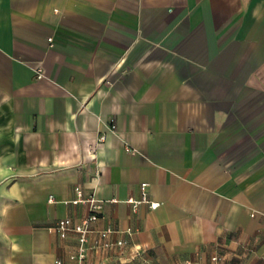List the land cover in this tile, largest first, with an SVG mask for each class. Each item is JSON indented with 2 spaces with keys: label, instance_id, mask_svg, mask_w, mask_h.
I'll return each mask as SVG.
<instances>
[{
  "label": "crops",
  "instance_id": "0c3cea01",
  "mask_svg": "<svg viewBox=\"0 0 264 264\" xmlns=\"http://www.w3.org/2000/svg\"><path fill=\"white\" fill-rule=\"evenodd\" d=\"M75 187L97 264H264V0H0V264L73 263Z\"/></svg>",
  "mask_w": 264,
  "mask_h": 264
},
{
  "label": "built area",
  "instance_id": "2783aa9c",
  "mask_svg": "<svg viewBox=\"0 0 264 264\" xmlns=\"http://www.w3.org/2000/svg\"><path fill=\"white\" fill-rule=\"evenodd\" d=\"M42 71L38 69L37 77H42ZM115 125L111 121L110 129L114 130ZM99 141L104 140V136L98 137ZM140 197L138 199H128L131 204L132 210L135 211L141 204H147L149 208H156L158 202H152L148 198L147 183L140 184ZM74 198L65 203L70 202L72 204L84 203L88 205L89 214L77 221H73L70 217L60 218L53 227V230L60 238H66L69 234L73 233L77 239V245L75 252L69 255V259L73 263H64L60 260H56L54 264H97L95 261L89 258L90 253L99 252H113L117 251V248L124 246L125 242L117 240L112 242L108 240V235L111 229L106 228L104 230L96 231V237L92 238L93 230L91 224L97 220L98 215L101 211V201L94 198L93 196L85 197L82 190L79 187L74 188ZM53 197H49L47 202H54ZM127 232L131 233V229H127ZM212 260H216L213 256Z\"/></svg>",
  "mask_w": 264,
  "mask_h": 264
}]
</instances>
